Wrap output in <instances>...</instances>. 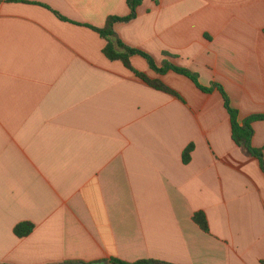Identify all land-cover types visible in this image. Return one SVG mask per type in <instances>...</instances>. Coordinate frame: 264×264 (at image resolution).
Here are the masks:
<instances>
[{
	"label": "crops",
	"instance_id": "0c3cea01",
	"mask_svg": "<svg viewBox=\"0 0 264 264\" xmlns=\"http://www.w3.org/2000/svg\"><path fill=\"white\" fill-rule=\"evenodd\" d=\"M128 1L0 0V264H264V173L215 87L240 125L264 116V0H143L115 26L211 89L131 59L177 96L105 57L91 28ZM252 128L264 161V121Z\"/></svg>",
	"mask_w": 264,
	"mask_h": 264
},
{
	"label": "trees",
	"instance_id": "16d2710c",
	"mask_svg": "<svg viewBox=\"0 0 264 264\" xmlns=\"http://www.w3.org/2000/svg\"><path fill=\"white\" fill-rule=\"evenodd\" d=\"M143 0H129L128 5L130 8V15L124 18L120 17H110L108 18L104 28L102 29H96L91 28L93 31L98 33L103 40L106 42V46L104 48V55L105 57L111 61V62H121L127 70L132 72L135 76H137L139 79L144 81L146 84H148L150 87H152L155 90L167 93L172 96H177L175 92H173L171 89L166 87L164 84H162L160 81H151L148 79L144 74H141L134 70L131 59L135 56L142 57L145 59L151 70L154 72L164 75L168 73L169 71H172L176 74L183 75L187 78H189L193 83L203 92L210 93L211 89L203 88L199 85L198 77L192 73H190L187 70L177 68L167 62H165L162 66V68H158L153 58L141 51H138L136 49H133L127 45H125L119 36L117 35L115 31V26L119 23H129L133 21L137 16V10L142 5ZM63 19V18H62ZM64 20V19H63ZM219 89L221 92L224 102H225V108L228 111L230 115L231 120V126H232V137L234 142L242 148L245 153L255 159H257L260 162L261 169L264 173V161H263V152L261 150H257L252 147V138H253V128L252 125L254 122L257 121H264V116H256L251 117L243 122L242 125L238 122V112L235 111L229 102L228 97L226 96L224 90L220 86H215ZM193 150V147H189L186 149L183 155L184 162L186 163L189 160L190 154ZM193 221L195 224L199 226V228L205 232L209 233V226L207 219L203 213H197L193 217ZM34 225L30 223H22L15 227L14 234L17 238L23 239L31 235L34 231ZM110 264H130L123 261H120L118 259H111L109 261ZM66 264H73V263H66ZM133 264H169L161 261L156 260H143L139 261Z\"/></svg>",
	"mask_w": 264,
	"mask_h": 264
},
{
	"label": "water",
	"instance_id": "95a60500",
	"mask_svg": "<svg viewBox=\"0 0 264 264\" xmlns=\"http://www.w3.org/2000/svg\"><path fill=\"white\" fill-rule=\"evenodd\" d=\"M101 264H108V262H104V263H101Z\"/></svg>",
	"mask_w": 264,
	"mask_h": 264
}]
</instances>
